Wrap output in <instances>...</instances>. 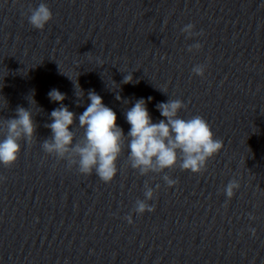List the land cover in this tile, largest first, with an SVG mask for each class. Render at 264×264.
<instances>
[{
  "label": "clouds",
  "instance_id": "9594fccd",
  "mask_svg": "<svg viewBox=\"0 0 264 264\" xmlns=\"http://www.w3.org/2000/svg\"><path fill=\"white\" fill-rule=\"evenodd\" d=\"M26 17L34 29L42 31L53 19V12L47 3L41 2L36 7H30ZM181 32L186 38L202 34L195 32V25L192 23L184 25ZM202 47L203 45L197 42L189 45L188 51H199ZM205 71L204 64H197L192 69L193 74L202 78ZM122 83H134L133 75H125ZM159 90L167 94L165 90ZM74 95L79 106L85 95L79 83L78 87L74 84ZM48 98L60 106L51 111V123L44 125L51 130L50 137L39 142L44 153L58 161H65L69 168L76 167L82 175L95 174L106 184L111 183L117 176V162L124 154L125 148L128 149L127 161L131 169L140 176H147L150 173H164L177 166L182 171H190L193 174L203 173L208 161L223 147V141L215 137L210 124L202 116L182 118L179 115L181 110L187 107L180 99L169 98L167 102L156 105L163 117L158 122H153L147 108V103L153 98L137 99L125 112L126 121L130 125L125 135L124 130L117 124L116 112L106 106L103 98L94 90L87 93L90 103L82 114H79L78 124L77 114L63 104L66 94L54 88L49 91ZM116 99L122 98L117 95ZM123 102L128 103L126 100ZM29 104H34L40 109L32 96ZM34 115L31 106H17L14 117L0 120V135H3V139H0V165L3 167L12 168L20 157L22 142L30 144L36 137L38 125ZM77 129L83 130L79 138ZM163 180L170 188L178 183L167 174L163 175ZM159 187L160 185H156L154 189L145 182L144 199H137L135 202L134 212L137 215L155 211V206L150 205L149 201L154 198ZM239 188L240 183L236 179L227 183L224 193L228 200L234 197ZM125 219L129 223L133 222L131 215ZM250 219L254 217L250 216ZM250 232L255 235L254 228L250 229Z\"/></svg>",
  "mask_w": 264,
  "mask_h": 264
}]
</instances>
